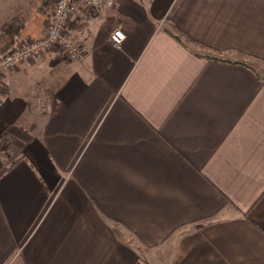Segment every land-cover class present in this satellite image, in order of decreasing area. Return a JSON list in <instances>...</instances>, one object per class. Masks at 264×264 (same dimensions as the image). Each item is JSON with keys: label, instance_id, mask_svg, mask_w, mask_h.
<instances>
[{"label": "crops", "instance_id": "obj_1", "mask_svg": "<svg viewBox=\"0 0 264 264\" xmlns=\"http://www.w3.org/2000/svg\"><path fill=\"white\" fill-rule=\"evenodd\" d=\"M54 3L0 0V55ZM70 30L80 59L0 75V264H264V0H118Z\"/></svg>", "mask_w": 264, "mask_h": 264}, {"label": "built area", "instance_id": "obj_2", "mask_svg": "<svg viewBox=\"0 0 264 264\" xmlns=\"http://www.w3.org/2000/svg\"><path fill=\"white\" fill-rule=\"evenodd\" d=\"M117 2L118 0H55L43 35L18 40L9 52L0 55V75L47 52H56L67 61L80 59L83 56L82 47L70 30L75 17H86L89 12L113 9ZM123 38L124 34L119 28L114 29L109 36L110 42L116 47L120 46Z\"/></svg>", "mask_w": 264, "mask_h": 264}, {"label": "trees", "instance_id": "obj_3", "mask_svg": "<svg viewBox=\"0 0 264 264\" xmlns=\"http://www.w3.org/2000/svg\"><path fill=\"white\" fill-rule=\"evenodd\" d=\"M168 32L176 39L178 40L179 42L183 43V44H193V45H198L201 49H204L205 46H202L201 44H198V43H195L193 40H191L190 38H188L187 36H185L184 34L178 32V31H171V30H168ZM198 55L200 56H204L206 58H211V59H214V60H222V58L220 57H215V56H210L208 54H201V53H197ZM2 93V89H1V86H0V94ZM2 144H3V147L4 149L7 148L8 146V143H7V140H2Z\"/></svg>", "mask_w": 264, "mask_h": 264}, {"label": "rangeland", "instance_id": "obj_4", "mask_svg": "<svg viewBox=\"0 0 264 264\" xmlns=\"http://www.w3.org/2000/svg\"><path fill=\"white\" fill-rule=\"evenodd\" d=\"M200 53H202V54H210V55H217V56H222V57H229L230 55H228V54H222V55H218V54H215V53H209V52H207V51H205V50H200L199 51ZM61 57V56H60ZM62 58V57H61ZM252 65H253V67H254V69L255 70H257L259 73H262V66L260 65V64H258V63H256V62H252ZM2 142V141H1Z\"/></svg>", "mask_w": 264, "mask_h": 264}]
</instances>
